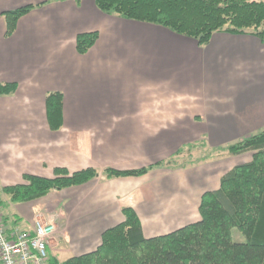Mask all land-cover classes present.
<instances>
[{
  "label": "crops",
  "instance_id": "obj_1",
  "mask_svg": "<svg viewBox=\"0 0 264 264\" xmlns=\"http://www.w3.org/2000/svg\"><path fill=\"white\" fill-rule=\"evenodd\" d=\"M28 6L8 37L4 14ZM91 33L98 41L79 54L78 36ZM0 84L17 86L0 96V206L12 229L55 225L49 255L59 263L95 252L125 222L126 208L147 239L181 229L175 218L199 210L230 171L191 165L155 179L109 180L104 170H138L202 138L212 149L264 131V41L217 33L201 48L166 28L107 15L95 0H0ZM53 93L63 101L51 124ZM88 169L99 177L33 202L5 192L26 176Z\"/></svg>",
  "mask_w": 264,
  "mask_h": 264
},
{
  "label": "trees",
  "instance_id": "obj_2",
  "mask_svg": "<svg viewBox=\"0 0 264 264\" xmlns=\"http://www.w3.org/2000/svg\"><path fill=\"white\" fill-rule=\"evenodd\" d=\"M95 2L98 9L107 15L166 28L195 40L201 48L208 46L217 33L250 35L264 41V0ZM33 9V6H28L4 14L8 37L15 32L18 21ZM98 39V33L78 36L79 54H87ZM16 89L15 84H0V96L12 95ZM62 101L60 93L47 97L51 124L61 116ZM198 146H187V151L197 150ZM185 150H179L177 158L182 157ZM216 150L230 156L254 153V157L251 163L228 172L222 178L218 191L204 194L200 207L201 222L166 236L147 239L136 212L126 208L123 210L125 222L104 233L97 251L62 263L50 259V264H264V131ZM170 165L171 161L138 170L107 169L103 175L109 180L142 177L155 168ZM99 175V171L88 169L74 174L62 171L55 179L26 176L27 184L6 188L5 192L12 196L14 202L28 203L53 191L86 185ZM234 230L243 236L244 242L234 240Z\"/></svg>",
  "mask_w": 264,
  "mask_h": 264
},
{
  "label": "rangeland",
  "instance_id": "obj_3",
  "mask_svg": "<svg viewBox=\"0 0 264 264\" xmlns=\"http://www.w3.org/2000/svg\"><path fill=\"white\" fill-rule=\"evenodd\" d=\"M197 142L198 143L191 144V145L196 146V147H197V145H199L198 146L199 148L197 150L187 151L188 147L185 146L184 148H186V150H185V153L182 155V157L177 158V156H176L177 154H175V155L171 156L169 159L161 161V162H164V163L171 161V163H172V165H170L171 167L155 168L154 170H152L148 174H153L151 176V178H153V179H155L156 176H162V175H167V174L170 176L171 172L184 170V169H189L190 166L193 165V163H196V164L193 165V166H196V168H197L198 165H199V167L200 166L201 167H205V166L211 167L212 166L215 169H218V168L221 167L223 169L225 168L226 171H228V170L232 171L235 167L241 166V165H237L238 163L239 164L245 163L248 160H249L248 162L251 163L252 160H253V157H254V153H246V154L240 155V156H230V155H228L225 152H218L217 153L216 149L225 148L228 145H231V144H234V143L238 142L236 140L231 142V143H229V144H227V145H225V146L212 148V149L209 146V142H208V140L206 138H202V139L198 140ZM191 145H188V146H191ZM205 157H208V158L206 160H204ZM157 159H159V158H157ZM157 159H156V157L153 158L152 162H154ZM157 163H160V162H157ZM157 163H153L151 165H155ZM245 164H248V163H245ZM159 171H164V172L159 173ZM103 172H102V174H103ZM220 187H221V184H220ZM206 193H208V192H206ZM206 193H204V194H206ZM204 194L200 198L199 210L194 205V208H193V210L191 211L190 214H180L178 217L175 218V220L178 221V226L179 227L182 226L181 229L185 228V227H187L189 225H193V224H197V223L201 222L202 216H201V213H200V207H201V204H202V198H203ZM233 238H234V240L236 242H239V243L244 242L243 236L236 230L233 231Z\"/></svg>",
  "mask_w": 264,
  "mask_h": 264
},
{
  "label": "built area",
  "instance_id": "obj_4",
  "mask_svg": "<svg viewBox=\"0 0 264 264\" xmlns=\"http://www.w3.org/2000/svg\"><path fill=\"white\" fill-rule=\"evenodd\" d=\"M56 226L37 222L34 232L10 228L0 206V263L50 264L49 245L55 238Z\"/></svg>",
  "mask_w": 264,
  "mask_h": 264
},
{
  "label": "water",
  "instance_id": "obj_5",
  "mask_svg": "<svg viewBox=\"0 0 264 264\" xmlns=\"http://www.w3.org/2000/svg\"><path fill=\"white\" fill-rule=\"evenodd\" d=\"M1 264V263H0Z\"/></svg>",
  "mask_w": 264,
  "mask_h": 264
}]
</instances>
